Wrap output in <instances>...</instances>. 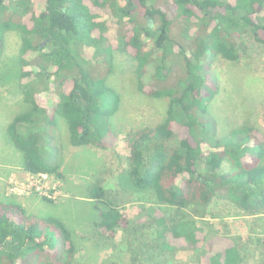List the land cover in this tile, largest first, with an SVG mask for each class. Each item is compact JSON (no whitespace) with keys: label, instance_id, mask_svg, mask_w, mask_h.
Returning <instances> with one entry per match:
<instances>
[{"label":"trees","instance_id":"obj_1","mask_svg":"<svg viewBox=\"0 0 264 264\" xmlns=\"http://www.w3.org/2000/svg\"><path fill=\"white\" fill-rule=\"evenodd\" d=\"M91 3L99 14L85 0H0V58L8 33L21 39L19 70L6 67L0 78L20 91L8 132L22 154V168L63 180L61 134L72 147L102 149L126 134L130 156L122 178L159 206L144 210L140 228H154L155 248L165 255L177 250L176 240L203 243L196 217L214 199L244 215L263 216L264 136L245 121L226 123L217 134L212 104L219 90L212 66L218 58L243 57L245 32L264 45V0ZM91 50L108 58V74L117 50L130 56L135 89L168 100L165 118L136 131L120 128L115 119L122 97L86 58ZM90 171L88 188L72 189L93 204L90 223L97 234L114 239L130 221ZM46 215L0 202V264H73L74 232L60 216ZM240 240L220 247L206 241L200 257H208L209 264H248Z\"/></svg>","mask_w":264,"mask_h":264},{"label":"rangeland","instance_id":"obj_2","mask_svg":"<svg viewBox=\"0 0 264 264\" xmlns=\"http://www.w3.org/2000/svg\"><path fill=\"white\" fill-rule=\"evenodd\" d=\"M85 1L94 14L100 13L91 0ZM37 7L39 11L42 4ZM170 8L169 5L164 6L166 10ZM169 11L173 12L172 8ZM111 33L112 36L117 35L116 32H107L108 35ZM242 37L245 52L240 60L230 62L218 58L212 66L219 90L212 104L215 130L220 134L226 123L234 126L245 121L264 136V45L251 32H245ZM5 42L0 72H5L6 67H14L13 71H18L20 36L10 32ZM111 43L120 49L118 40L113 39ZM86 58L96 66L101 76H109L110 86L122 97L121 110L115 119L120 128L136 131L155 126L165 118L168 100L154 99L135 89L130 56L117 50L114 56L116 66L111 74H108L106 56L99 57L91 50L87 51ZM6 80L0 78V191L3 192V195L0 193V202L7 203L12 199L31 215L60 216L74 232L77 251L73 264H134L133 259L138 264H209L208 257H200L207 242L217 243L220 247L231 245L232 241L238 242L240 238L247 263H264V215H244L241 210L219 199L213 200L203 216L196 217L202 231L199 239L203 243L193 245L176 240L177 250L172 254L168 252L167 256L156 249L154 228L148 225L141 229L140 221L145 220V209L159 206L146 193L131 190L122 178L130 156L126 134H118L116 142L109 141L106 149L72 147L61 134V157L67 169L65 179L60 180L53 175L30 176L22 168V154L8 132V123L19 110L20 91L11 82L3 84ZM41 98L45 99V96ZM90 170H94L93 177L102 181L110 197L117 201L130 221L129 228L118 229L114 239L97 234L90 223L92 215L89 209H93V204L76 195L72 189L79 185V191H84L87 182L92 180ZM43 197L55 203L49 204ZM146 257L149 261L145 262L143 259Z\"/></svg>","mask_w":264,"mask_h":264},{"label":"built area","instance_id":"obj_3","mask_svg":"<svg viewBox=\"0 0 264 264\" xmlns=\"http://www.w3.org/2000/svg\"><path fill=\"white\" fill-rule=\"evenodd\" d=\"M39 175H43L44 177H45V176H50V175H45V174L33 175V174L30 173V176H39Z\"/></svg>","mask_w":264,"mask_h":264},{"label":"crops","instance_id":"obj_4","mask_svg":"<svg viewBox=\"0 0 264 264\" xmlns=\"http://www.w3.org/2000/svg\"><path fill=\"white\" fill-rule=\"evenodd\" d=\"M0 193L3 195V192H2V191H0ZM6 196H7V195H6ZM9 200H11V201H8L7 203H11V202H12V203H15V202L12 201V199H9ZM33 209H34V208H33Z\"/></svg>","mask_w":264,"mask_h":264}]
</instances>
